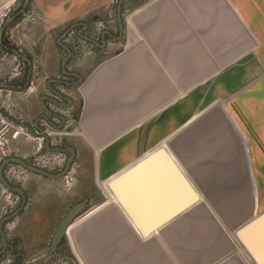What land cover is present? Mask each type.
Instances as JSON below:
<instances>
[{
  "label": "crops",
  "instance_id": "obj_1",
  "mask_svg": "<svg viewBox=\"0 0 264 264\" xmlns=\"http://www.w3.org/2000/svg\"><path fill=\"white\" fill-rule=\"evenodd\" d=\"M114 3L31 1L17 33L24 47L43 50L41 92L51 95L50 78L59 75L72 34L84 43V34L114 23ZM128 13L124 35L108 37L107 49L118 46L117 54L103 57L98 49L105 44L96 42L94 50L75 53L70 75L81 82V108L60 135L75 147L76 163L64 178H30L11 260L23 262L20 253L28 264L45 259L60 220L101 190L105 200L68 231L73 264H254L236 234L264 207V156H256L257 145L264 155V0H144ZM46 99L29 109L34 124L46 114ZM226 100L241 108L251 135ZM12 141L22 157L36 149ZM158 148L171 154L200 200L143 237L104 187Z\"/></svg>",
  "mask_w": 264,
  "mask_h": 264
},
{
  "label": "rangeland",
  "instance_id": "obj_2",
  "mask_svg": "<svg viewBox=\"0 0 264 264\" xmlns=\"http://www.w3.org/2000/svg\"><path fill=\"white\" fill-rule=\"evenodd\" d=\"M4 1L5 0H0V43L3 38L4 40H6V47H3L0 44V167L6 159L17 157L24 160H29V163L32 166H35L36 168H39L41 170L47 171L52 174H60L66 168V165L70 159L71 153L69 152V149H74L76 151L75 147L67 142V137L60 134L63 133V131L66 129L65 127L70 121L77 122V117L81 108V102L76 93L77 88L81 85V82H78L76 77L70 75L71 73H76L75 68L71 69V67L73 66L72 60L76 52L81 53L80 55H82L94 50V46L92 48L93 43H90L87 40L88 38H92L96 43L103 45V32L107 33V40L109 36L111 38L113 37V35L117 38L120 37V29L117 18L118 5L120 0H115L114 6H112V11L115 16L114 23H110L111 25H108L106 22H104L102 26L99 27V31H90L84 34V39H82L84 43H81L79 41L76 33L72 34L73 39L70 43H66L65 45L70 49L72 56L65 66L66 72L63 71L62 63V69L59 70V75L57 77L50 78V80L53 81L51 85L52 90L50 92V96H47V92L40 91L43 85L42 80L47 78V65L43 64V62L41 61L43 50H39L38 48L30 49L28 47H24L22 44V35L17 33V25L25 19L24 11H26L27 13L29 12L32 0L30 2H28V0H10L7 3ZM142 1L144 0H140L139 2ZM139 2H136L135 0H123V20L125 13H130V11H132L133 8L139 4ZM30 22H32V19L28 21V23ZM107 45L108 41L105 46H102L98 49L100 52L107 53L104 54L103 57H109L115 53L117 54L121 49L118 46H114L112 47L113 49L108 50ZM66 52L68 53L67 50ZM229 88L230 89H228V93H231V89L233 87ZM56 91L60 93L59 96L54 94V92ZM41 96H45V98H47L44 102V106H50L49 108L51 109V111L55 113L54 116L47 113V111L45 114V116L48 117L52 124L47 122V118H38L36 121L38 123L34 124L35 115L34 113L31 114L29 109H33L35 106L38 108V106L40 105ZM66 99L72 100L71 107H69V103ZM225 104L229 106L237 122L241 126H243V128L248 127V131L251 132V135L253 130L250 128V122L245 120L244 116L241 115V108H233L232 106H234L233 104H235L233 101L226 100ZM61 117L65 118L66 124L62 125V127H59L55 120L61 121L63 123ZM41 122H45V124L43 123L41 126ZM53 124L57 125H55L54 127ZM71 131H73V127L68 129V131L66 130L65 133ZM35 133L37 135L36 137L33 136L35 135ZM12 140L19 141V145L25 142H31V144L33 142L34 145L36 143V149L32 155L22 157L20 155L19 149H17L16 147L17 144ZM47 141L49 142V144L47 143ZM258 147L259 145H257L256 148V156L259 160H261L264 155L261 153V150ZM75 163L76 157L74 162L72 163L70 172L73 169ZM90 164L91 162H89V164L86 163V166H92ZM69 173L59 178H64ZM33 175L42 176L16 163L7 164L3 171V176L7 182L15 187L22 188L24 191L27 183ZM0 184L4 189V197L0 202L1 221L2 218L11 214L12 211L14 212L18 210V208L22 204V196L7 189L1 181ZM105 187L104 191L108 196L110 195V192L108 191L109 187L108 185H105ZM97 195L98 197L96 196V200L94 201L86 199L87 201L93 202V205L89 206L81 214H79L77 218L72 222V226L80 216L85 214L91 207L96 205L95 201L98 200L101 202L103 201V199L105 200L104 194L101 190ZM261 200L264 201V195H261ZM263 214L264 207L259 210L253 220ZM14 228L15 222H10L3 226V230L6 233L7 240L12 247L5 248L3 246L0 233V264L29 263V259L27 258L25 253L22 254H25V257L27 259L26 263H24L25 260H22L23 262L21 263L13 262V260H11L10 258V249L13 248L14 250H16V243L12 241L13 237L11 236ZM67 235L68 234H65L63 236L60 244L58 245L57 254L51 249L50 246L48 256L45 259L43 258L34 264H63L64 262H68L66 264H73L77 262L74 255L72 254L71 248L68 246V242L66 240ZM241 248H243L252 262L254 264H257L253 257L248 253L247 250H245L242 245Z\"/></svg>",
  "mask_w": 264,
  "mask_h": 264
},
{
  "label": "water",
  "instance_id": "obj_3",
  "mask_svg": "<svg viewBox=\"0 0 264 264\" xmlns=\"http://www.w3.org/2000/svg\"><path fill=\"white\" fill-rule=\"evenodd\" d=\"M30 1L31 0H28V2ZM122 4L123 0H120L117 12L120 36L124 35L125 30ZM106 35L107 33L103 36L105 45L108 41ZM87 40L90 43H95V40L92 38H88ZM66 50L68 51V56L63 62L64 72H66L65 66L72 56L70 49L66 47ZM54 94L59 96L60 93L56 91ZM67 101L69 102L71 100L69 99ZM49 107L47 106V113L54 116L55 113L51 111ZM42 118H47V122L52 124L45 115ZM61 118L64 124H66L65 118ZM47 143L49 144L48 141ZM69 152L71 153L70 159L66 168L60 174H52L41 170L32 166L29 160L17 157L8 158L2 163L0 167V181L7 189L22 196V204L18 210L0 221V233L5 248L12 246L7 240L3 226L6 222L17 217L26 208L28 199L26 192L22 188L15 187L6 181L3 176L4 168L7 164L16 163L42 176L59 178L70 172L72 163L75 160L76 151L74 149H69ZM108 187L122 208L135 223L143 237H149L158 232L165 224L193 207L200 200L199 194L189 183L178 163L165 148H158L139 160L110 181ZM92 205L93 202L87 200L78 203L62 218L51 242V249L56 254L58 245L63 236L68 234V231L72 227V222L86 208ZM236 237L257 264H264V214L242 227L237 232ZM22 256L25 258L24 263H26L27 259L25 254H22Z\"/></svg>",
  "mask_w": 264,
  "mask_h": 264
},
{
  "label": "bare ground",
  "instance_id": "obj_4",
  "mask_svg": "<svg viewBox=\"0 0 264 264\" xmlns=\"http://www.w3.org/2000/svg\"><path fill=\"white\" fill-rule=\"evenodd\" d=\"M106 188V187H105ZM107 190V189H106ZM108 191L110 192V196L112 197V200H117L114 195L112 194L111 190L108 188ZM109 194V193H108ZM109 196V195H108ZM115 198V199H114ZM110 201V198H109ZM118 202V201H117ZM120 204V203H119ZM134 223V222H133ZM135 224V223H134ZM136 226V225H135ZM137 227V226H136Z\"/></svg>",
  "mask_w": 264,
  "mask_h": 264
},
{
  "label": "flooded vegetation",
  "instance_id": "obj_5",
  "mask_svg": "<svg viewBox=\"0 0 264 264\" xmlns=\"http://www.w3.org/2000/svg\"><path fill=\"white\" fill-rule=\"evenodd\" d=\"M12 213H13V211L11 212V214H12ZM9 215H10V214H9ZM7 216H8V215H7ZM5 217H6V216H5ZM15 218H16V217H15ZM15 218H13L12 220L6 222L5 225L8 224V223H10V222H14ZM2 219H3V218H2ZM1 237H2V236H1Z\"/></svg>",
  "mask_w": 264,
  "mask_h": 264
},
{
  "label": "trees",
  "instance_id": "obj_6",
  "mask_svg": "<svg viewBox=\"0 0 264 264\" xmlns=\"http://www.w3.org/2000/svg\"><path fill=\"white\" fill-rule=\"evenodd\" d=\"M6 40H4V38H3V40L1 41V45L3 46V47H6V42H5Z\"/></svg>",
  "mask_w": 264,
  "mask_h": 264
}]
</instances>
